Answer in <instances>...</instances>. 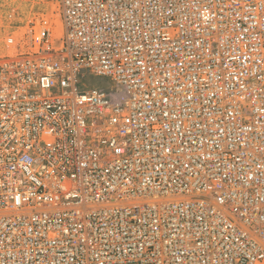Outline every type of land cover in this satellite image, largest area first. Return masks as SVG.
I'll return each instance as SVG.
<instances>
[{
  "label": "built area",
  "instance_id": "2783aa9c",
  "mask_svg": "<svg viewBox=\"0 0 264 264\" xmlns=\"http://www.w3.org/2000/svg\"><path fill=\"white\" fill-rule=\"evenodd\" d=\"M6 47L0 264H264V0H55Z\"/></svg>",
  "mask_w": 264,
  "mask_h": 264
},
{
  "label": "rangeland",
  "instance_id": "374dc122",
  "mask_svg": "<svg viewBox=\"0 0 264 264\" xmlns=\"http://www.w3.org/2000/svg\"><path fill=\"white\" fill-rule=\"evenodd\" d=\"M55 9V0H0V55L7 51L6 38L16 35ZM96 83V82H95ZM99 84L107 85V80Z\"/></svg>",
  "mask_w": 264,
  "mask_h": 264
}]
</instances>
